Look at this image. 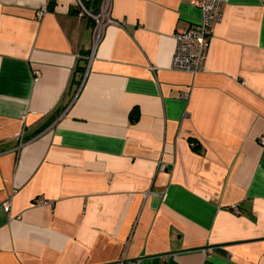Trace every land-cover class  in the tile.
<instances>
[{
  "label": "crops",
  "instance_id": "0c3cea01",
  "mask_svg": "<svg viewBox=\"0 0 264 264\" xmlns=\"http://www.w3.org/2000/svg\"><path fill=\"white\" fill-rule=\"evenodd\" d=\"M194 1L0 0V264H264V0L193 75Z\"/></svg>",
  "mask_w": 264,
  "mask_h": 264
},
{
  "label": "built area",
  "instance_id": "2783aa9c",
  "mask_svg": "<svg viewBox=\"0 0 264 264\" xmlns=\"http://www.w3.org/2000/svg\"><path fill=\"white\" fill-rule=\"evenodd\" d=\"M87 1L74 0L81 12L94 21L93 41L96 44L105 23L113 21L109 16V0H103L100 9L96 12L87 8ZM193 4L200 10V16L197 22L188 28L174 32L175 44L170 68L194 75L204 68L211 37L210 28L222 20L226 2L224 0H195ZM36 74L38 75L39 72H36ZM188 97L189 91L186 90L182 93L181 98L188 99ZM187 116L188 114H185V117ZM260 142L264 146V137L260 138ZM37 202L47 203L46 200L41 199ZM10 204V200L3 202V210L7 214L10 210ZM113 264H122V261Z\"/></svg>",
  "mask_w": 264,
  "mask_h": 264
}]
</instances>
